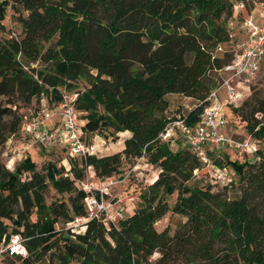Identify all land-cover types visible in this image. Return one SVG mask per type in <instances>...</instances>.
Instances as JSON below:
<instances>
[{
	"label": "trees",
	"instance_id": "obj_1",
	"mask_svg": "<svg viewBox=\"0 0 264 264\" xmlns=\"http://www.w3.org/2000/svg\"><path fill=\"white\" fill-rule=\"evenodd\" d=\"M236 1L245 4L238 14L233 0L0 2V28L11 3L16 12L27 13L20 18L22 38L0 40V151L21 131L26 115L21 107L45 93L52 94L50 104L60 103V88L73 90L81 79L89 87L76 92L75 105L86 114L88 136L106 130L115 140L118 133H132L122 152L76 161L69 171L54 162L38 171L30 157L14 172L0 163V242L20 235L28 252L12 259L21 264H264V152L258 150L254 163L223 160L244 183L240 197L229 198L210 188H191L188 183L207 166L189 148L175 151L158 140L169 118L165 97L180 94L203 102L241 40L230 21L242 26L255 5L264 4ZM254 102L231 109L248 136L262 144L264 98ZM201 108L189 114L190 125ZM141 158L160 173L132 215L116 223H106L102 215L79 233L58 230L61 221L89 217L88 194L77 186L88 168L103 181L121 174L124 161ZM26 173L31 176L23 179ZM51 185L69 195V203L53 202L46 218L40 211ZM170 212L184 222L173 234L158 231L156 224Z\"/></svg>",
	"mask_w": 264,
	"mask_h": 264
},
{
	"label": "rangeland",
	"instance_id": "obj_2",
	"mask_svg": "<svg viewBox=\"0 0 264 264\" xmlns=\"http://www.w3.org/2000/svg\"><path fill=\"white\" fill-rule=\"evenodd\" d=\"M233 1H235V4L237 5L235 11L238 14L241 11L240 7L236 0ZM255 1L264 2V0ZM0 2H2V0H0ZM19 10L20 12H16L14 9H12V3L10 4L9 8L7 9V18L1 25L3 27L0 28V40H6L10 37L17 39L22 38L23 28L20 18L27 17V13L22 9ZM262 12L263 6H261V3L256 4L255 9L252 12V18L255 22L261 18ZM229 28L237 35L238 38L240 37L243 39V25L241 26L237 24L236 19L230 21ZM32 67L37 68L38 70H43L45 68L40 64H34ZM88 87V82L81 79L76 83L75 89L66 90L65 88H60V92L67 96L74 95L76 92H84ZM51 96L52 94H43L39 100H33L32 106L21 107L20 113L24 115L26 114L25 116L29 117L35 110L46 107L49 108L50 105L48 101L50 100ZM165 98V100L169 103V110L167 113L168 117L176 113H182L187 116L199 104V102L195 99L185 97L180 94H169ZM258 98H264V64L257 80L251 86L250 91L246 92L245 101L239 105V107L245 102H254ZM0 99L3 100V98ZM232 111L234 112V109H227L228 118L230 120V125L227 128L229 130V137L237 141L248 139L249 136L247 132L244 130L243 125H240L239 119H236ZM78 116L80 119V127H83L84 129L86 122L84 118L86 114L78 112ZM109 132L110 131L103 130L99 133V135L89 134L87 137L88 140L97 147L95 156H109L122 152L124 148V139L127 137V135H121V133H118L115 135L117 138L113 140L112 138L107 137ZM27 144H29V139L24 138V135L20 132L11 137L7 144L1 148L0 163L13 172L27 157H30L36 163L38 171H43V168H45L50 162H54L58 166L65 167L67 171L71 170L74 162L77 161L79 164L82 163V160L80 159H70L68 155L60 148H55L50 154L46 153L44 149L38 145H35L30 151H24V148ZM254 145L256 151H245L242 154H240L235 147H230L227 149V147L223 146L222 150L220 151L222 159L212 160L210 166L203 168L199 173L197 172L196 176L188 183V185L191 188H210L213 192L224 193L229 198L240 197L241 189L244 183L241 181L239 174H237L233 169V165L231 163L238 162L239 164H244L245 162L254 163L258 161L259 157L257 153L258 150L264 152V143H255ZM171 147L175 151L179 150L175 146ZM67 158L69 160L65 161ZM223 160L225 162L231 163L226 166ZM121 170V174L102 181L96 177L94 169L90 167L87 169L86 178L82 182L77 183V186L81 189H84L86 186L88 188L94 186L96 191L100 189H106L107 194L104 195V199L111 204L112 208H114L113 210L117 208V210L122 213L123 218H125V216L130 215L137 209L142 192L148 185L154 183L157 180L160 169L152 164H149L147 159H138L134 164L124 161ZM30 176V173H26L23 179H27ZM44 197L45 207L41 209L40 214L46 218L51 215L50 206L53 202L66 201L69 203V195L57 192L52 187V185L49 187ZM176 200L177 194H174L169 198V204L171 208L175 206ZM104 217L106 223L112 222L111 220H107L106 216ZM118 220L120 219L118 218L114 222L116 223ZM184 220L185 219L182 216L170 212L156 224V228L160 232L164 231L165 229H169L170 233L173 234L179 225L184 222ZM86 222L87 221L85 219L82 221L75 220L74 223H66L61 221L57 228L58 230L73 228L74 231L79 233V231L84 230L83 225ZM159 257L160 254H155L152 258V261L154 262ZM6 264H21V261L9 258ZM57 264H59L58 261Z\"/></svg>",
	"mask_w": 264,
	"mask_h": 264
},
{
	"label": "built area",
	"instance_id": "obj_3",
	"mask_svg": "<svg viewBox=\"0 0 264 264\" xmlns=\"http://www.w3.org/2000/svg\"><path fill=\"white\" fill-rule=\"evenodd\" d=\"M237 4L240 10L245 8L244 3ZM261 6L263 12L259 21L255 22L251 15L243 22L244 37L234 48L233 60L217 71L221 79L207 98L197 106L202 108L195 124L188 123L189 115L176 113L169 116L168 123L158 136L160 142H169L177 149L189 148L206 166H210L212 160L222 159L220 151L223 146L227 149L235 147L240 154L256 151V142L250 136L243 141L229 137L227 128L230 120L227 109L237 108L245 101L246 92L250 91L264 64V4ZM218 50L221 51L222 48L219 47ZM77 98L76 93L63 95L60 103H49V108L38 109L29 117L25 116L21 133L24 138L29 139V144L24 151H30L38 145L48 154L55 148H60L70 159L84 160L95 156L96 145L88 140V134L80 127L75 105ZM83 190L88 194L86 205L89 217L86 221L102 215L113 223L118 218L123 219L122 213L117 209L113 210L111 204L104 199L106 189L96 191L94 186H86ZM27 255L20 235H13L9 240L4 238L0 242V264H6L9 258H24Z\"/></svg>",
	"mask_w": 264,
	"mask_h": 264
},
{
	"label": "crops",
	"instance_id": "obj_4",
	"mask_svg": "<svg viewBox=\"0 0 264 264\" xmlns=\"http://www.w3.org/2000/svg\"><path fill=\"white\" fill-rule=\"evenodd\" d=\"M260 20V19H259ZM258 20V21H259ZM217 75H219L218 73H216L214 76H215V78H216V80H217V82H218V80H220L221 78H220V76H217ZM217 84V83H216ZM199 105V104H198ZM197 105V106H198ZM196 106V107H197ZM188 116V115H187ZM228 132H229V130H228ZM20 133H21V131H20ZM130 133V134H129ZM121 135H127V137L124 139V148H123V150L125 149V141L127 140V139H129V138H131L132 137V133L131 132H129V131H126V132H123V133H121ZM15 136V135H14ZM13 137V136H12ZM122 150V151H123ZM115 209H117V208H115ZM133 214V212L130 214V215H132Z\"/></svg>",
	"mask_w": 264,
	"mask_h": 264
}]
</instances>
